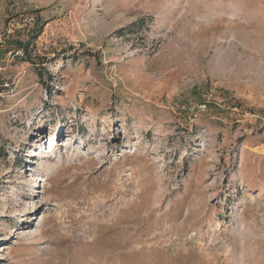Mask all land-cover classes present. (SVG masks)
<instances>
[{
  "label": "rangeland",
  "instance_id": "1",
  "mask_svg": "<svg viewBox=\"0 0 264 264\" xmlns=\"http://www.w3.org/2000/svg\"><path fill=\"white\" fill-rule=\"evenodd\" d=\"M32 17L0 264H264V0H0V41Z\"/></svg>",
  "mask_w": 264,
  "mask_h": 264
},
{
  "label": "trees",
  "instance_id": "2",
  "mask_svg": "<svg viewBox=\"0 0 264 264\" xmlns=\"http://www.w3.org/2000/svg\"><path fill=\"white\" fill-rule=\"evenodd\" d=\"M23 18H19V20H22ZM34 20L31 25L25 24V26L16 28L14 30V33L5 35L3 39L0 41V52L1 53H7V52H12L15 53L17 51H22L23 54L29 52V45L32 43L33 40H35L38 35L42 32L43 26L45 24L44 21L41 20V18H33ZM21 25V24H20ZM21 30L26 31L25 35L20 36L19 32ZM29 61H34L31 56H27L26 58ZM50 78V76H49ZM196 88H192L191 91H195ZM199 104H205L206 100L198 97Z\"/></svg>",
  "mask_w": 264,
  "mask_h": 264
},
{
  "label": "bare ground",
  "instance_id": "3",
  "mask_svg": "<svg viewBox=\"0 0 264 264\" xmlns=\"http://www.w3.org/2000/svg\"><path fill=\"white\" fill-rule=\"evenodd\" d=\"M63 135V132L61 131L59 134H58V137L62 136ZM28 219V218H27Z\"/></svg>",
  "mask_w": 264,
  "mask_h": 264
},
{
  "label": "built area",
  "instance_id": "4",
  "mask_svg": "<svg viewBox=\"0 0 264 264\" xmlns=\"http://www.w3.org/2000/svg\"><path fill=\"white\" fill-rule=\"evenodd\" d=\"M199 106H205V104H199Z\"/></svg>",
  "mask_w": 264,
  "mask_h": 264
}]
</instances>
